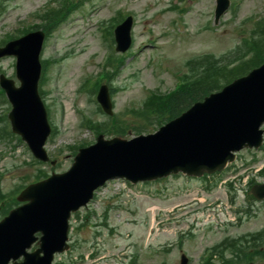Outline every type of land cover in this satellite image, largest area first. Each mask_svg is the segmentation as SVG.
<instances>
[{
	"label": "rangeland",
	"instance_id": "1",
	"mask_svg": "<svg viewBox=\"0 0 264 264\" xmlns=\"http://www.w3.org/2000/svg\"><path fill=\"white\" fill-rule=\"evenodd\" d=\"M44 1L5 0L7 9L0 15V37L7 31L16 32L22 22L29 20L31 12L37 8L42 9L48 3L41 7ZM179 1L181 2V0H92L83 4L59 31L50 36L54 38L45 48L44 56L63 57L65 52L71 54H67V57L60 60L61 62L54 61L57 65L51 67L44 86L50 93L49 97L45 95V99L51 107V119L57 129V136L46 146L48 152L57 155L60 149L69 144L94 140L89 131H81L78 127L84 113H89L92 120H106V116L93 112L96 110L95 96L90 94V91L94 80L84 79L90 75H98L101 71V64L107 52L100 42V33L97 29L109 17H114L118 10L124 13L134 12L138 19L136 18L132 30L134 35L132 52L129 50L121 73L110 84L111 88H121L115 91L116 94L113 96L114 114L120 113L126 106L139 104L147 91L167 92L173 89L174 73L186 71L185 67L183 69L186 60L205 54L219 57L232 52L240 42L236 31L241 29L243 19L255 11L264 15V0H232L236 8L234 4V8H230L224 14L215 31L211 23L214 0H192L189 3L182 0L180 4H174ZM173 6L185 8L186 11L180 14L172 8ZM85 18H88V22L84 20ZM75 19L81 20L73 21ZM177 20H181L185 25L181 28L185 34L175 33L172 36L168 30L177 23ZM70 21L76 22L75 26L70 25ZM109 46L110 43L108 48ZM6 64L9 62L4 61L1 66L5 68ZM7 69V74H11L10 65ZM86 94L89 95L88 99ZM5 102L0 101V113L8 108ZM89 103L93 105V111H90ZM5 145L10 148L8 142L0 141L2 154H11L15 151L19 166L17 173L13 172V175L5 176L3 179L4 190H11L15 186L13 183L16 175L29 176L34 173V169L31 171L29 166L23 163L29 160L24 145L14 142L12 146L16 148L10 151ZM66 154L58 156L61 169H66L71 163L72 158ZM263 155L258 152L241 153L238 165L244 160L250 161V158H255L256 161H253V164L250 162L247 166L240 165L241 167L234 173L228 171L206 180L171 176L158 184L152 183L156 185L126 186L129 189L127 194L125 188L119 194L110 189L123 187L122 182L109 183V187L98 194V201L89 208V211L96 213V217L88 219L84 227L73 230L70 240L74 242L78 240L79 246L76 250L71 249L59 257L57 262L130 264L124 254H132L136 255L134 264H178L181 246L193 258H198L204 248L218 243L226 236L237 237L262 229L263 206L251 202L250 216L236 213L238 209L248 207L245 198L247 187L241 188L238 182L233 184L236 198L232 204L229 202L230 195L226 182L243 173L245 169L249 171L260 166L259 160ZM12 158L14 155L5 156L0 161V166L4 164L9 166ZM40 167L46 171L50 170L48 165ZM105 207L110 208L107 228L100 227L101 214ZM85 213V211L81 213L82 218ZM238 216L241 217L240 223ZM75 221L76 219L73 222L77 226L84 222ZM191 223H194L196 230L194 238L185 239L181 246L174 244L166 246L172 244L175 234L180 230L192 228ZM206 223H210L211 226L206 228L204 226ZM110 228L113 232H109ZM94 239L98 244L100 257H105L103 261L90 258L89 254L93 250L91 243ZM153 244H156L155 248H151ZM150 254L153 259L148 258ZM192 264L197 263L194 260Z\"/></svg>",
	"mask_w": 264,
	"mask_h": 264
},
{
	"label": "water",
	"instance_id": "2",
	"mask_svg": "<svg viewBox=\"0 0 264 264\" xmlns=\"http://www.w3.org/2000/svg\"><path fill=\"white\" fill-rule=\"evenodd\" d=\"M38 40L35 39L29 53L22 49L26 40L22 48L9 50L18 57L21 88L13 89L8 81L2 85L12 97L14 109L10 117L15 128L27 140L36 139L40 146L49 132L44 113L36 116L31 105L23 103L27 94L25 86L29 85L23 72L33 82L38 75V49L34 51ZM7 51L1 54H8ZM34 87L30 91L32 98H35ZM101 102L108 112L107 99ZM263 120L264 67L194 104L154 135L128 142L112 140L106 142L107 146H103L100 138L95 146L80 151L69 174L32 188L23 196L29 203L0 222V264L21 255L25 256L22 264H50L52 254L66 248L69 212L79 206L80 197L82 202L88 199L94 185L114 177L153 180L178 171L200 176L220 170L232 160V152L260 142L258 127ZM37 232L43 235L41 249L26 255L25 250L35 241L33 236ZM40 251L43 257L38 256Z\"/></svg>",
	"mask_w": 264,
	"mask_h": 264
},
{
	"label": "trees",
	"instance_id": "3",
	"mask_svg": "<svg viewBox=\"0 0 264 264\" xmlns=\"http://www.w3.org/2000/svg\"><path fill=\"white\" fill-rule=\"evenodd\" d=\"M221 73H217L214 76L206 75L205 81L201 82L198 87L206 89L198 94L192 95L195 93L194 88L192 87L190 89L189 96H183L180 94L173 95V96H167V97H160V98H151L150 101L145 104V106L141 109H135L130 110L129 112H126L128 114L129 118L125 120L121 119H113V128L112 130L118 129L117 126L120 128H130L133 127V131L135 134H140L142 132H148L150 131L152 127H158L161 124H163L166 120H169L170 118L176 116L177 114L181 113L185 108L190 106L193 102L200 100L203 98L206 94L210 93L211 91H214L219 88V80L221 79H227L235 76V73L238 72V68H235L229 72V74L226 73V71H218ZM202 83L206 84L204 86ZM151 105V106H149ZM115 122V125H114ZM117 125V126H116ZM103 128L98 126L97 132H104L110 133V125H103ZM121 132H124L121 130Z\"/></svg>",
	"mask_w": 264,
	"mask_h": 264
}]
</instances>
